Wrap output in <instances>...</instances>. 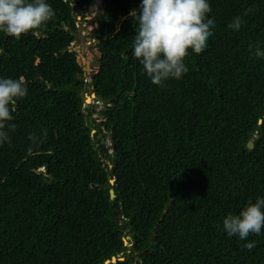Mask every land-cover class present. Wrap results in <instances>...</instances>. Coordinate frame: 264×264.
<instances>
[{"label":"trees","instance_id":"1","mask_svg":"<svg viewBox=\"0 0 264 264\" xmlns=\"http://www.w3.org/2000/svg\"><path fill=\"white\" fill-rule=\"evenodd\" d=\"M46 2L41 29L0 33V78L27 86L0 146V264H264V229L240 240L222 227L264 198V59L248 51L264 50V0H209L213 36L164 87L132 56L142 0L102 1L88 84L72 47L95 0Z\"/></svg>","mask_w":264,"mask_h":264},{"label":"clouds","instance_id":"2","mask_svg":"<svg viewBox=\"0 0 264 264\" xmlns=\"http://www.w3.org/2000/svg\"><path fill=\"white\" fill-rule=\"evenodd\" d=\"M138 9V14L130 12L137 21L132 56L152 84L164 87L169 79L179 80L187 73L184 59L189 50L198 55L207 47L215 27L214 20L208 17L211 6L209 0H142ZM96 14L97 8L93 5L92 15ZM54 15L46 0H0V33L19 40L22 35L41 29ZM242 24V18L236 16L227 27L238 31ZM248 51L264 59V50L250 45ZM26 95L23 77L0 78V146L10 143V133L16 130V125L11 123L13 106ZM28 138L32 145L42 142L35 133ZM222 227L229 237L240 240L261 235L264 198H257L254 203L249 200L238 214L228 213ZM243 247L251 251L255 242L245 243Z\"/></svg>","mask_w":264,"mask_h":264},{"label":"rangeland","instance_id":"3","mask_svg":"<svg viewBox=\"0 0 264 264\" xmlns=\"http://www.w3.org/2000/svg\"><path fill=\"white\" fill-rule=\"evenodd\" d=\"M103 0H95V6L97 8V14L92 15V7L86 8L83 10V18L78 17V35L77 41L73 45V51L77 53V61L80 66L84 68V73L86 76V83L90 82V75L96 74L98 64L97 60L99 58V53L96 49V42H93L89 39L88 35L90 32L96 28V18L97 16L101 15L100 6ZM80 15V14H79ZM85 97H90L89 94L86 93ZM94 99H90L87 103H84V109L86 110L87 107L93 106L95 110V114L92 115V118L96 119L97 122L104 120L102 116H99V113L106 110V108L98 103L93 102ZM101 139V136L98 138ZM103 146L109 147L110 143L108 140L103 142ZM110 153V152H109Z\"/></svg>","mask_w":264,"mask_h":264},{"label":"water","instance_id":"4","mask_svg":"<svg viewBox=\"0 0 264 264\" xmlns=\"http://www.w3.org/2000/svg\"><path fill=\"white\" fill-rule=\"evenodd\" d=\"M82 95V97H83V102L84 103H86L87 101H90V99H93V98H95V96L93 95V94H90V97L88 98V97H85V93H82L81 94ZM114 102V101H113ZM101 135H98V137L97 138H99ZM252 142H249L248 143V145H247V148L248 149H252ZM104 155L106 156V153H104ZM113 182H111V184H112ZM109 194H110V198L113 200L114 199V193L112 192V191H110L109 192ZM119 261H122V259L121 260H119ZM116 263V259L115 258H112L111 259V261H106L104 264H115Z\"/></svg>","mask_w":264,"mask_h":264},{"label":"bare ground","instance_id":"5","mask_svg":"<svg viewBox=\"0 0 264 264\" xmlns=\"http://www.w3.org/2000/svg\"><path fill=\"white\" fill-rule=\"evenodd\" d=\"M87 102H88V101H87ZM87 102H86V103H87Z\"/></svg>","mask_w":264,"mask_h":264}]
</instances>
